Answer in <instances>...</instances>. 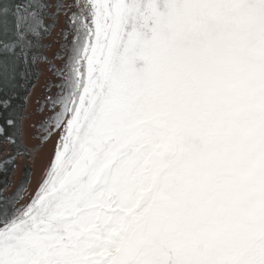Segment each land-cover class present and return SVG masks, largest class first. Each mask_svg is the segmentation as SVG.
I'll return each mask as SVG.
<instances>
[{"label": "snow or ice", "instance_id": "6c2138e0", "mask_svg": "<svg viewBox=\"0 0 264 264\" xmlns=\"http://www.w3.org/2000/svg\"><path fill=\"white\" fill-rule=\"evenodd\" d=\"M46 7H17L0 91L37 62ZM57 9L75 35L45 130L63 131L30 205L0 200V264H264V0Z\"/></svg>", "mask_w": 264, "mask_h": 264}, {"label": "water", "instance_id": "95a60500", "mask_svg": "<svg viewBox=\"0 0 264 264\" xmlns=\"http://www.w3.org/2000/svg\"><path fill=\"white\" fill-rule=\"evenodd\" d=\"M28 3L29 0H0V5L9 8L6 16L0 14V42L14 37L16 9ZM39 3L47 6L41 10V18L48 32L42 31L38 38L41 47L37 50V62L31 66L27 80L18 79L15 87H4L0 91V101H10L7 107L0 104V127L4 129L0 135V161H7L10 156L14 158L0 171V200H7L16 209L30 205L37 194L62 130L51 134L45 130L50 118L60 110L59 107L53 110L48 99L56 96L59 89L52 87L49 91L48 86L59 83L53 66L60 69L65 64L64 45H69L71 38V13L60 11L55 15L57 5L62 3L66 9L73 0H39ZM8 119H13L15 126H9ZM9 136L15 138V145L8 141Z\"/></svg>", "mask_w": 264, "mask_h": 264}, {"label": "flooded vegetation", "instance_id": "af4514ba", "mask_svg": "<svg viewBox=\"0 0 264 264\" xmlns=\"http://www.w3.org/2000/svg\"><path fill=\"white\" fill-rule=\"evenodd\" d=\"M72 28V27H71ZM74 35H75V33H74V30H73V28L71 29V38H70V43H71V41H72V39H73V37H74ZM70 45V44H69ZM67 60V59H66ZM61 131H63V129L61 130ZM60 139H61V133H60V136H59V141H60Z\"/></svg>", "mask_w": 264, "mask_h": 264}, {"label": "rangeland", "instance_id": "374dc122", "mask_svg": "<svg viewBox=\"0 0 264 264\" xmlns=\"http://www.w3.org/2000/svg\"><path fill=\"white\" fill-rule=\"evenodd\" d=\"M36 195H37V194H36ZM36 195H35V197H36ZM35 197H34V198H35ZM34 198H33V199H34ZM33 199H32V201H33ZM32 201H31V202H32Z\"/></svg>", "mask_w": 264, "mask_h": 264}]
</instances>
